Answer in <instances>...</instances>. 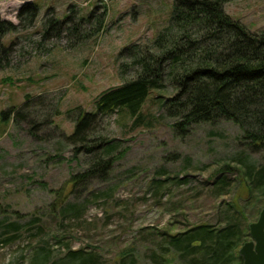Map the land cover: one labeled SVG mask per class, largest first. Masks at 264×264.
<instances>
[{
  "label": "rangeland",
  "instance_id": "obj_1",
  "mask_svg": "<svg viewBox=\"0 0 264 264\" xmlns=\"http://www.w3.org/2000/svg\"><path fill=\"white\" fill-rule=\"evenodd\" d=\"M25 1L0 0V18L17 24L1 36L11 48L0 55V238L12 237L0 242V264H33L46 250L42 264H68V249L96 254L95 264H158L152 254L167 246L165 233L201 223L243 228L257 218L264 190L242 168L264 166V149L247 150L231 121L174 129L160 105L171 86L151 91L139 125L125 109L98 116L92 136L107 140L108 151L75 152L65 138L78 111L94 112L99 93L135 76L126 48L151 43L170 24L174 0H31L38 16L28 27L16 16ZM49 8L60 20L94 12L81 24L84 36L42 38ZM223 8L250 31L264 30V0ZM10 107L20 116L1 118ZM94 154L115 155L106 177L70 181ZM171 257L165 264H186Z\"/></svg>",
  "mask_w": 264,
  "mask_h": 264
},
{
  "label": "trees",
  "instance_id": "obj_2",
  "mask_svg": "<svg viewBox=\"0 0 264 264\" xmlns=\"http://www.w3.org/2000/svg\"><path fill=\"white\" fill-rule=\"evenodd\" d=\"M227 1L174 0L170 24L151 43L141 48L135 43L126 48L135 65V76L99 93L94 100V112L78 111L74 117V130L65 138L75 146V152L84 150L92 154L97 148L108 151L107 140L92 136L98 116L125 109L134 125H139L142 106L151 91L167 85L172 87L173 93L164 97L160 105L165 115L174 120V129L184 131L196 123L231 121L239 127V140L247 150H263L264 30L250 31L232 18L223 8ZM50 9L41 21L42 38L62 35L80 38L84 36L80 32L82 22H89L94 12L74 21L72 13L62 20L48 16ZM16 16L21 26H31L38 16V5L26 0ZM16 27L17 24L0 18L1 56L11 48L1 42V36ZM95 30H101V21L98 20ZM30 98L26 94L25 102ZM16 108L1 111V118L17 111V119L20 114ZM114 158L115 155L100 157L94 154L88 167L72 174L70 181L96 176L105 178ZM242 173L248 176L255 190H264V166L256 168L253 164H245ZM217 181L225 183L224 179ZM81 207L76 205L74 209L79 211ZM247 231L248 225L240 228L238 222H228L222 227L197 224L176 233H165L167 246L159 254L153 252L152 255L158 264H165L175 254L186 264H232L234 261L242 264L235 246L245 241ZM4 233L7 234L0 242L12 237L9 232ZM48 255L46 250L33 264H42ZM66 256L70 260L68 264H95L97 261L96 254H85L82 250L68 249ZM125 256H120V263Z\"/></svg>",
  "mask_w": 264,
  "mask_h": 264
},
{
  "label": "water",
  "instance_id": "obj_3",
  "mask_svg": "<svg viewBox=\"0 0 264 264\" xmlns=\"http://www.w3.org/2000/svg\"><path fill=\"white\" fill-rule=\"evenodd\" d=\"M250 239L242 242L238 254L242 264H264V206L254 221L248 223Z\"/></svg>",
  "mask_w": 264,
  "mask_h": 264
}]
</instances>
